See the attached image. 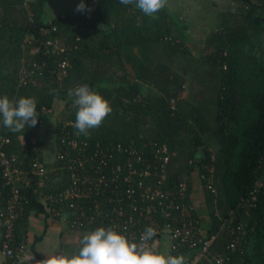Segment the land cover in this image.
<instances>
[{
  "label": "trees",
  "instance_id": "trees-1",
  "mask_svg": "<svg viewBox=\"0 0 264 264\" xmlns=\"http://www.w3.org/2000/svg\"><path fill=\"white\" fill-rule=\"evenodd\" d=\"M47 1L33 0L26 8L25 0H0V97L35 98L39 114L34 127L26 125L17 133L4 127L0 117V133L11 139L6 150L17 152L26 169L36 158L54 166L37 129L53 113L55 100H66L67 115L55 130L62 155V125L65 121L75 124L78 111L68 92L87 83L112 109L87 136L78 134L73 125L67 127L77 133L80 142L88 143L87 154L94 152L97 143L104 147L131 141L166 144L172 153L167 172L170 184L186 179L188 203L192 202L193 174L203 187L210 216L206 234L217 235L211 253L230 256L225 264H264V16L255 12L264 0H230L234 10L217 13L216 26L199 57L184 33L187 23L165 7L149 17L134 4L87 0L90 11L44 19ZM31 36L35 39L27 47L25 41ZM48 39L66 45L70 54H54L45 45ZM64 56L70 66L60 78L58 63ZM22 68L27 73L25 84L21 83ZM186 87L192 99L181 96ZM213 141L216 154L210 150ZM208 165L213 166L212 173ZM69 177L51 186L50 193L63 190ZM36 190V179L22 188L28 204L15 226L12 248L18 255L20 244H25L30 214H52L38 200ZM191 214L199 218L195 210ZM239 223L245 227L248 244L244 252L231 254L227 248L230 227ZM68 229V234H81L70 254L78 252L84 234L95 230ZM64 245L69 250V244ZM17 260V255L8 259L9 264Z\"/></svg>",
  "mask_w": 264,
  "mask_h": 264
},
{
  "label": "built area",
  "instance_id": "built-area-1",
  "mask_svg": "<svg viewBox=\"0 0 264 264\" xmlns=\"http://www.w3.org/2000/svg\"><path fill=\"white\" fill-rule=\"evenodd\" d=\"M32 1L25 0L26 8ZM29 13L32 18V12ZM34 39L32 36L27 38L25 45L31 46ZM45 45L51 46L57 56L71 52L70 48L56 40L48 39ZM69 66L68 56L60 58V78L67 75ZM22 70L24 76L21 83L25 84L27 73L24 68ZM71 125L74 126V123L70 121L62 125L60 144L65 151L59 155L54 143L51 163L55 165L51 167L36 158L26 169L23 158L17 152L6 150L11 139L0 133V200L4 203V208L0 209L3 227L0 249L5 256H18L12 248L15 226L28 204L22 188L29 187L36 179L38 200L53 215L69 220V228L73 230L114 227L130 240L138 242L144 230L152 227L156 235L149 243L159 251L158 242L167 231L172 238V253L183 255L185 264H225L230 260V256L211 253L217 235L208 237L202 232L200 218H192L191 212L195 208L192 202L186 201L189 190L186 179L179 178L174 184L168 181L172 153L166 144L131 141L104 147L97 143L94 152L87 154L88 143L80 142L76 138L77 133L67 129ZM206 168L213 172L212 165ZM66 174L70 177L64 189L50 193L51 186L62 183ZM212 186L208 188L212 190ZM244 228L241 223L230 227L231 240L227 248L231 254L238 250L244 252L248 244ZM198 235L203 240H198ZM24 247L25 244L21 243L19 252Z\"/></svg>",
  "mask_w": 264,
  "mask_h": 264
},
{
  "label": "clouds",
  "instance_id": "clouds-1",
  "mask_svg": "<svg viewBox=\"0 0 264 264\" xmlns=\"http://www.w3.org/2000/svg\"><path fill=\"white\" fill-rule=\"evenodd\" d=\"M119 2L123 5L134 4L149 17L167 4V0H119ZM75 11L84 12L90 9L81 2ZM68 95L74 98V105L78 108L74 124L78 134L87 136L89 130L100 127L112 111L109 102L87 84L70 89ZM38 115L35 98L21 97L18 100H10L7 95L0 97L2 123L13 133L24 131L26 125L34 127L38 122ZM155 235V229L147 227L136 242L114 227H99L83 235L79 241L81 247L78 252L48 253L46 258L37 264H185L183 255L161 253L150 244Z\"/></svg>",
  "mask_w": 264,
  "mask_h": 264
},
{
  "label": "crops",
  "instance_id": "crops-1",
  "mask_svg": "<svg viewBox=\"0 0 264 264\" xmlns=\"http://www.w3.org/2000/svg\"><path fill=\"white\" fill-rule=\"evenodd\" d=\"M87 0H48L46 2L44 10V19H53L58 16H62L68 12V10L74 12L77 6L83 2L86 5ZM231 2L230 0H222L221 4ZM224 5V4H223ZM234 10V6L230 7ZM224 11L220 9L218 12ZM257 14L264 16V4L258 5L255 11ZM213 27L211 31L216 26V17L213 19ZM212 24L207 25L209 28ZM210 31V32H211ZM55 105V104H54ZM51 118H44V124H40L37 129V135L41 142L44 144V149L46 152L47 159L51 160L53 158L54 151L49 152L46 148L47 144L54 142L56 135V125L58 123L57 117L58 112H53ZM51 154V157L47 155ZM193 189L191 192V201L195 208L197 215L200 218L202 225V232L206 234L210 223V216L208 207L206 204V199L203 191V187L195 174L192 176ZM195 183L200 184V190L195 189ZM69 226L63 216H55L53 214H40L36 215L32 212L29 216L27 233L25 237V247L19 252L18 260L15 264H37L38 261L46 258L48 253L66 254V248L64 249V244H67L66 233L69 232ZM46 231V232H45ZM42 239L36 241L37 237ZM3 238V227L0 223V244ZM172 238L170 234L166 231L158 242V247L162 253L170 254L174 256L171 251ZM9 257L5 256L0 249V264H9Z\"/></svg>",
  "mask_w": 264,
  "mask_h": 264
},
{
  "label": "rangeland",
  "instance_id": "rangeland-1",
  "mask_svg": "<svg viewBox=\"0 0 264 264\" xmlns=\"http://www.w3.org/2000/svg\"><path fill=\"white\" fill-rule=\"evenodd\" d=\"M221 2L222 0H167V4L165 6L167 11L176 13V15H178V17L181 20L187 23L188 29L185 30L184 33L188 36L189 38L188 44L191 47V50L196 57H199L201 55V51L205 44L206 38L208 37L213 27L212 24L213 19L216 17L218 11L220 9L228 10L230 7L233 6L232 2H227L228 4L223 3L224 5L221 4ZM66 12H72V11L68 10ZM167 22H171V21H169L168 19ZM209 24L212 25L209 28H207V25ZM181 96L186 99H192L193 95L190 92L189 87H186L185 91L181 94ZM195 97L196 99H198L197 95ZM66 103H67L66 100H59V99L55 100L53 112H58V117H57L58 122L60 120H65V117L67 115ZM52 116L53 115H46L44 118L49 119ZM43 124L44 121H42V125ZM54 143L55 142H53V144L52 143L47 144L46 148L49 152L54 151V145H55ZM210 150L214 154H216L217 145L214 141H213V145L211 144ZM181 153H182L181 160L184 162L186 156L185 147L181 149ZM47 156L51 157L52 155L49 154ZM195 189L200 190L199 183H195ZM80 235L81 234L80 233L78 234V232L69 233V234L66 233L65 237L69 244V250L66 251V254L67 253L70 254L69 251L74 250L73 245L77 244Z\"/></svg>",
  "mask_w": 264,
  "mask_h": 264
},
{
  "label": "water",
  "instance_id": "water-1",
  "mask_svg": "<svg viewBox=\"0 0 264 264\" xmlns=\"http://www.w3.org/2000/svg\"><path fill=\"white\" fill-rule=\"evenodd\" d=\"M91 89V88H90Z\"/></svg>",
  "mask_w": 264,
  "mask_h": 264
}]
</instances>
